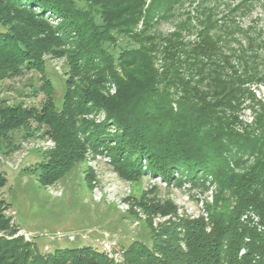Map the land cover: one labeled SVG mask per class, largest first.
Segmentation results:
<instances>
[{"label":"trees","instance_id":"obj_1","mask_svg":"<svg viewBox=\"0 0 264 264\" xmlns=\"http://www.w3.org/2000/svg\"><path fill=\"white\" fill-rule=\"evenodd\" d=\"M179 1L0 0V78L42 72L48 55L67 66L59 108L50 92L38 106L0 105V147L34 120L55 144L33 167L41 182L104 151L125 179L211 189L193 218L170 202L138 201L169 217L119 262L91 245L40 251L0 200V264H264V96L253 91L264 86V32L218 22L204 0L194 2L203 13L156 34ZM245 103L250 122L240 119ZM97 111L102 121L87 118Z\"/></svg>","mask_w":264,"mask_h":264},{"label":"rangeland","instance_id":"obj_2","mask_svg":"<svg viewBox=\"0 0 264 264\" xmlns=\"http://www.w3.org/2000/svg\"><path fill=\"white\" fill-rule=\"evenodd\" d=\"M194 2L204 0H180L170 15L155 24L154 32L168 34L187 16H194L196 11L203 13L204 7L200 9ZM205 6L214 8L218 22L231 19L230 23L243 29L264 32V0H211ZM66 71L64 57L48 55L44 57L42 72L30 70L0 78V105L38 106L50 92L55 107L59 108L66 89ZM47 82L49 87L44 85ZM42 85L46 87L43 91ZM253 88L256 97L264 96V86ZM246 104L241 108L240 119L250 122L252 113ZM87 118L102 121L104 114L92 112ZM45 131L43 125L28 120L13 133L10 146L0 147V173L6 179L0 187V200L6 204L4 213L18 225L19 234L34 241L42 252L56 247L91 245L119 262L125 246L133 240L149 245L150 229L169 217L147 213L137 205L138 201L170 202L177 215L191 218L202 213L206 200L211 202V189L191 187L188 182L168 184L149 174L125 179L114 170L104 151H88L83 160L58 180L41 182L33 167L47 159L55 145Z\"/></svg>","mask_w":264,"mask_h":264}]
</instances>
